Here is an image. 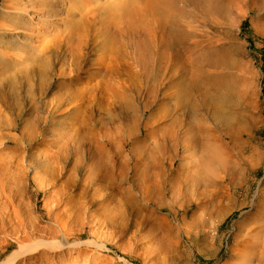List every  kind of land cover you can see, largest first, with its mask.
I'll use <instances>...</instances> for the list:
<instances>
[{
	"label": "rangeland",
	"instance_id": "obj_1",
	"mask_svg": "<svg viewBox=\"0 0 264 264\" xmlns=\"http://www.w3.org/2000/svg\"><path fill=\"white\" fill-rule=\"evenodd\" d=\"M31 1L16 0L17 4L24 2L25 5ZM4 2L10 0H0V6ZM223 2L237 7L238 11L221 10L214 21L195 23L191 44L187 45L191 50V64L177 68L174 87H164L168 77L164 70L157 69L149 75L145 83L149 93L158 89L157 97L144 113L136 110L140 117L139 130L123 148L122 157L126 163L120 168H109L108 173L103 171L100 180L106 181L87 186L83 194L84 180L91 171L90 154L101 156L108 149L85 150L82 162L76 166L72 186H65L75 156L70 151L62 169L56 171L55 155L59 160L60 141L55 138L56 130H70L72 124L63 123L64 116L48 113L46 106L53 93L64 90L60 83L66 84L65 77L53 76L49 70L42 69L43 55L37 52L24 53L23 66L13 59L0 60V158L2 154L13 156L9 158L12 161L9 172L18 176L16 180L9 177L1 181L12 184L22 180L23 174L26 176V188L21 189L27 197L22 202L33 210L26 213L22 208L20 212L28 215L38 229H52L55 215L59 216V221L70 219L73 209L69 204L80 201L82 215L66 227L68 238L80 237V241L90 240L100 246H67L59 252L42 249L25 264H240L256 235L250 230L264 211V189L258 191L264 185V0H255L252 10L247 4L240 5L238 0ZM38 26L44 29L45 24ZM63 29L58 26L54 32ZM19 67H23L20 72L17 71ZM211 76H216L221 84L209 83ZM92 83L94 79L88 84ZM175 90L177 99L174 94L169 95ZM138 105L131 97L121 104L120 111L96 116L93 134L88 135L91 144L99 147L103 143L98 132L102 121H107L111 115L114 119L126 113L132 117L134 106ZM202 119H207L210 125L230 129L237 139L239 136L245 155L262 153V158L260 165L252 170L236 157L228 164L222 181H208L209 185H215V194L210 193L207 198L209 193H203L180 205L171 198L168 182L174 184L176 180L195 178L187 151L181 145L160 154L149 148L159 134L170 132L171 123H175V130L182 135L187 127L202 124ZM135 148H144L142 155L147 157L148 172H143L144 167L138 165ZM240 169H244L250 180L247 190L238 187ZM152 171L161 172L159 178L166 180L164 189L157 188L154 191L160 193L143 200L137 190L140 185H148L143 180H155ZM39 177L52 179L53 185L48 188L38 184ZM231 178L234 184L230 187ZM211 180L216 179L212 177ZM103 186H108V190H101ZM218 187H222L221 192ZM207 191L213 188L208 187ZM127 194H136V199L131 203L125 201L128 205L123 214L115 207L118 197L125 199ZM53 196L59 202L55 211L47 215L44 204ZM210 199L217 203L216 207L209 206ZM0 205H3L1 197ZM107 205L111 209H107ZM99 216L101 224L96 225ZM187 226L190 229H186ZM167 229L169 233H165ZM4 234L0 232V243ZM41 235L34 234L30 240ZM15 249L17 244L6 249L0 246V262ZM155 252L158 255L153 256ZM259 252L258 248L256 254ZM251 261L254 264L257 256ZM19 264L24 263L20 261Z\"/></svg>",
	"mask_w": 264,
	"mask_h": 264
},
{
	"label": "bare ground",
	"instance_id": "obj_2",
	"mask_svg": "<svg viewBox=\"0 0 264 264\" xmlns=\"http://www.w3.org/2000/svg\"><path fill=\"white\" fill-rule=\"evenodd\" d=\"M223 1L32 0L30 4L25 5L24 2L17 4L16 0H10L0 6V60L13 59L23 66L25 54L37 52L43 55L40 63L42 69L49 70L53 76L65 77L66 84L60 83L64 90L53 93L46 106L48 113L64 116L63 123L68 121L72 124L70 130H56L55 138L60 141V159L55 155L56 171L62 169L70 151L75 156L65 185L67 188L74 182L76 166L82 162L85 150L91 152L93 149L106 147L108 152L101 156L90 154L91 171L87 180H84L82 194L87 186L101 185L106 181L100 180L103 171L108 173L109 168H120L126 163L122 157L123 148L132 134L139 130L140 117L136 115V110L140 109L141 114L144 113L157 97L158 89L154 88L153 93H149L146 79L153 71L164 70L168 73L164 87H174L177 68L189 67L191 64V50L187 45L191 44L195 23L214 21L221 10L228 13L238 11L237 7L227 5ZM238 3L247 4L250 10L256 6L255 0H238ZM3 16L8 18L4 19ZM39 23L45 24L44 29L39 28ZM58 26H63L64 29L55 33L54 30ZM22 69L23 67H19L17 71ZM92 79L94 83L88 84ZM208 82L221 84L216 76L209 77ZM173 94L177 99V90L169 93ZM131 97L139 103L134 106L133 116L128 117L126 113L114 119L111 115L107 121H102L98 132L101 133L103 143L99 147L93 146L88 135L93 134L95 117H101L104 112L110 114L120 111L121 104ZM143 100L145 103L141 104ZM202 120V124L187 127L182 135L175 130V123H171L170 132L159 134L149 148L160 154L165 149L174 150L181 145L187 151L195 176L191 180L192 183L190 180H176L174 184L167 181L171 198L179 201L180 205L203 193H209L207 198L211 196L210 193L215 194V185H209L208 181H222L229 168L228 164L234 162L236 157L252 170L260 165L262 158V153L245 155L244 147L239 143V136L237 139L230 129L220 128L216 124L210 125L207 119ZM143 151L144 148L133 150L138 165L144 167L142 171L148 172L149 163L147 157L142 155ZM1 157L0 197L3 205H0V232L5 233V238L0 246L6 249L17 244V249L0 264H19L20 261L25 264V261L36 257L42 249L59 252L67 246L100 247L90 240L80 241V237L72 240L68 238L66 227L82 215L80 209L83 205L80 201L69 204L73 209L70 219L59 221V216L55 215L52 219L55 224L52 229H38L28 215L20 212L22 208H25L26 213L33 210L22 202L27 197L25 190L21 189L26 188V176L23 174L22 180L12 184L1 181L9 177L12 180L18 179L15 173L9 172L12 163L9 158L13 156L2 154ZM19 164L23 168L21 159ZM240 171L238 187L247 190L250 180L246 177L244 169ZM152 172L155 180H143L148 185H140L137 190L143 200L149 199L151 194L160 193L154 191L157 188L160 187L161 191L164 189L166 180L159 178L161 172ZM212 177L216 180H211ZM40 179V185H47L48 188L53 185L52 179ZM233 184V178L229 179L228 185L231 187ZM208 187H212L213 191H207ZM221 188L218 187L219 192ZM103 189L108 190V186L101 187V190ZM261 189H264V185L258 191ZM135 199L136 194H127L125 199L118 197L115 210L124 214L128 205L125 201L131 203ZM46 201L45 211L50 215V212L55 211L59 199L53 196ZM208 202L210 207L217 205L214 200L210 199ZM157 203L162 205L161 201ZM109 205L106 206L107 209H111ZM95 223L101 224V216ZM186 229H190L189 226ZM250 231H255L256 235L240 264H253L251 260L255 256L257 261L254 264H264V211ZM37 233H42V237L30 240ZM165 233H169V229ZM164 236L166 238L167 235ZM258 248L260 252L256 254ZM154 255L158 253L155 252Z\"/></svg>",
	"mask_w": 264,
	"mask_h": 264
}]
</instances>
